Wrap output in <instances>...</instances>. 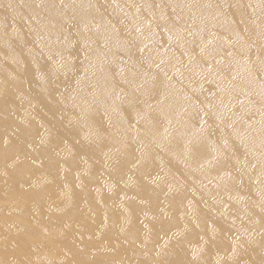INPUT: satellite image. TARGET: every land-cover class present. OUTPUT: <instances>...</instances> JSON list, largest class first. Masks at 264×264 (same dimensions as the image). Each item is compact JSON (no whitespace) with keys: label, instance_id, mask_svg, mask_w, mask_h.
<instances>
[{"label":"bare ground","instance_id":"bare-ground-1","mask_svg":"<svg viewBox=\"0 0 264 264\" xmlns=\"http://www.w3.org/2000/svg\"><path fill=\"white\" fill-rule=\"evenodd\" d=\"M0 264H264V0H0Z\"/></svg>","mask_w":264,"mask_h":264}]
</instances>
